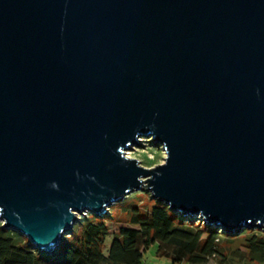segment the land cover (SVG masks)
<instances>
[{"label": "water", "instance_id": "water-1", "mask_svg": "<svg viewBox=\"0 0 264 264\" xmlns=\"http://www.w3.org/2000/svg\"><path fill=\"white\" fill-rule=\"evenodd\" d=\"M163 145L152 167L126 155ZM147 188L264 226V0H0V220L52 253Z\"/></svg>", "mask_w": 264, "mask_h": 264}, {"label": "trees", "instance_id": "trees-1", "mask_svg": "<svg viewBox=\"0 0 264 264\" xmlns=\"http://www.w3.org/2000/svg\"><path fill=\"white\" fill-rule=\"evenodd\" d=\"M147 194L150 205L119 202L127 223L135 226L119 227L108 247L107 221L118 213L112 208L103 215L88 212L81 216L52 253L40 251L26 235L3 226L0 220V264H142L144 253L155 243L157 254L173 262L206 264L221 252L224 242L236 241L247 264H264V228L248 226L229 232L199 216H183L151 192Z\"/></svg>", "mask_w": 264, "mask_h": 264}, {"label": "rangeland", "instance_id": "rangeland-1", "mask_svg": "<svg viewBox=\"0 0 264 264\" xmlns=\"http://www.w3.org/2000/svg\"><path fill=\"white\" fill-rule=\"evenodd\" d=\"M126 155L129 157L137 158L140 164L152 167L159 163L165 161V150L163 149V145L160 143H156L152 140V136L142 135L139 137V143L131 145L130 148L126 149ZM139 190H143L145 193H135ZM134 190L127 194L122 200L111 204L109 208H112L115 212V217L108 219L107 224L110 229V233L106 238L107 247L110 245L113 234L118 230L121 226H135L130 223H127V215L122 212V208H120L119 202H131L136 203L141 206H146L151 204V198L147 194L150 192L147 188L143 187L142 189ZM107 210L109 212L110 210ZM91 211H86L85 215ZM84 215V214H83ZM82 214L79 215L83 216ZM190 217V216H189ZM79 218V219H80ZM264 228V226L262 227ZM221 229V228H220ZM225 247L221 249L220 253H217L211 256L206 264H238L241 261L247 264L248 261L245 260L244 257L240 256L238 252L239 242L227 243L224 242ZM157 243L151 245L147 251L144 253L142 264H185L180 262H173L169 257L160 256L157 254ZM171 250V249H170ZM242 250V249H241Z\"/></svg>", "mask_w": 264, "mask_h": 264}]
</instances>
